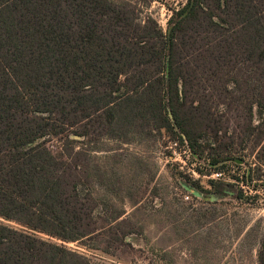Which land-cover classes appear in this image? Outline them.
I'll list each match as a JSON object with an SVG mask.
<instances>
[{
    "label": "trees",
    "instance_id": "1",
    "mask_svg": "<svg viewBox=\"0 0 264 264\" xmlns=\"http://www.w3.org/2000/svg\"><path fill=\"white\" fill-rule=\"evenodd\" d=\"M133 4L0 0V264H94L37 233L99 238L92 250L109 253L138 230L119 219L123 210L95 211L83 187L88 155L75 142L127 141L138 127L164 131L220 172L241 162L228 155L233 135L221 107L246 110L242 145L259 127L254 144L264 139V0H185L164 30L148 14L139 19ZM55 139L57 151L49 145ZM207 182L180 185L205 198L244 197L234 182Z\"/></svg>",
    "mask_w": 264,
    "mask_h": 264
},
{
    "label": "rangeland",
    "instance_id": "2",
    "mask_svg": "<svg viewBox=\"0 0 264 264\" xmlns=\"http://www.w3.org/2000/svg\"><path fill=\"white\" fill-rule=\"evenodd\" d=\"M128 1L134 3L139 19L144 20L148 14L163 30L171 14L168 9L178 8L185 2ZM209 75L211 81L213 77L217 81L213 74L209 72ZM206 77L202 76L204 83L210 80ZM212 101L215 105L216 95L212 96ZM239 110L231 107L219 110L230 126L223 128L233 135L228 155L241 161L238 165L226 164L219 177L242 187V199L205 198L202 190L194 188L198 191L196 195L185 190L180 183L187 181L189 185L194 180L207 188V179L215 178L212 174L217 171L204 160L189 155L186 145L178 142L175 145L167 132L155 136L152 131L148 135L146 128L138 127L128 134L127 141L101 135L90 141L84 138L74 145L85 149L88 155L85 162L90 163L86 164V170L90 168L91 180L83 187L88 188L96 203L95 211L104 215L105 211L110 214L123 210L119 219H126L139 231L126 236L123 243L110 248L109 253L92 250L99 238L69 242L43 233L37 235L93 260L94 264H257V251L264 237V161L257 158V154L260 149L264 151V139L254 144L259 127L242 145L240 139L246 121L242 112L246 110ZM253 112L256 124L259 120L255 107ZM262 129L264 131V126ZM222 139L228 140L226 136ZM60 144L58 139L49 143L54 151ZM250 169L252 180L243 181L242 177ZM3 222L20 228L12 221Z\"/></svg>",
    "mask_w": 264,
    "mask_h": 264
},
{
    "label": "built area",
    "instance_id": "3",
    "mask_svg": "<svg viewBox=\"0 0 264 264\" xmlns=\"http://www.w3.org/2000/svg\"><path fill=\"white\" fill-rule=\"evenodd\" d=\"M170 8V7H169ZM168 10H171V9H168ZM171 15V14H170ZM169 15V16H170ZM158 22V21H157ZM159 23V22H158ZM160 24V23H159ZM174 142V144L176 145L177 144V141H173ZM186 152H189L188 150L186 151ZM189 155H191L190 153H188ZM221 175V173L220 172H215V173H213L212 174V176L213 177H215V178H219V176ZM187 198V197H186Z\"/></svg>",
    "mask_w": 264,
    "mask_h": 264
}]
</instances>
